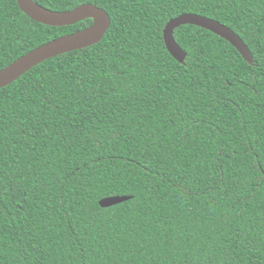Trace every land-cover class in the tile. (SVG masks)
<instances>
[{
	"label": "trees",
	"instance_id": "trees-1",
	"mask_svg": "<svg viewBox=\"0 0 264 264\" xmlns=\"http://www.w3.org/2000/svg\"><path fill=\"white\" fill-rule=\"evenodd\" d=\"M34 1L111 24L0 87V264H264V0ZM182 13L229 26L253 64L194 24L178 61L163 30ZM92 22L0 0V70Z\"/></svg>",
	"mask_w": 264,
	"mask_h": 264
},
{
	"label": "water",
	"instance_id": "water-1",
	"mask_svg": "<svg viewBox=\"0 0 264 264\" xmlns=\"http://www.w3.org/2000/svg\"><path fill=\"white\" fill-rule=\"evenodd\" d=\"M20 8L33 20L48 25H69L86 18H92L90 26L62 35L43 43L21 55L8 66L0 70V87H3L28 71L34 65L58 54L83 48L102 39L111 24L109 13L93 3H83L66 11H55L46 8L34 0H17ZM182 24H194L206 28L228 40L242 54L245 60L253 64V55L243 39L229 26L213 18L196 13H182L171 18L165 25L163 37L168 51L180 62H184L186 51L180 47L174 37V30ZM128 195H114L100 200L103 207L117 204L129 199Z\"/></svg>",
	"mask_w": 264,
	"mask_h": 264
}]
</instances>
